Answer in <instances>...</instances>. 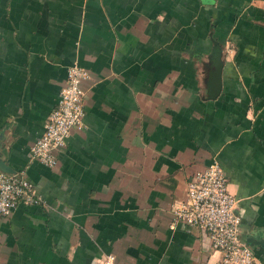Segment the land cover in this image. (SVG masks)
I'll use <instances>...</instances> for the list:
<instances>
[{
  "label": "crops",
  "instance_id": "obj_1",
  "mask_svg": "<svg viewBox=\"0 0 264 264\" xmlns=\"http://www.w3.org/2000/svg\"><path fill=\"white\" fill-rule=\"evenodd\" d=\"M71 63L82 127L47 166L27 150ZM0 153L39 196L0 215V264H215L171 212L211 159L264 264V0H0Z\"/></svg>",
  "mask_w": 264,
  "mask_h": 264
},
{
  "label": "built area",
  "instance_id": "obj_2",
  "mask_svg": "<svg viewBox=\"0 0 264 264\" xmlns=\"http://www.w3.org/2000/svg\"><path fill=\"white\" fill-rule=\"evenodd\" d=\"M88 71L77 63L66 66L64 83L59 87L55 104L48 112L40 135L27 150L31 159L53 166L55 152L73 129L82 127V81ZM227 178L216 159L193 173L186 182L185 198L172 204L175 220L203 229L210 246L218 251L215 264H262L251 247L240 238V216L235 210L236 198L227 190ZM39 196L33 184L21 173L0 170V215H7L19 202L37 203ZM114 254L105 253L100 264H114Z\"/></svg>",
  "mask_w": 264,
  "mask_h": 264
},
{
  "label": "water",
  "instance_id": "obj_3",
  "mask_svg": "<svg viewBox=\"0 0 264 264\" xmlns=\"http://www.w3.org/2000/svg\"><path fill=\"white\" fill-rule=\"evenodd\" d=\"M220 46L217 42L213 41V45L211 47V55L208 60L211 63V68L207 74V94L210 97H213L218 88H219V71H220ZM0 170L12 173L14 170L1 158L0 153ZM250 245H256L264 250V227L254 229L250 235L246 238Z\"/></svg>",
  "mask_w": 264,
  "mask_h": 264
}]
</instances>
